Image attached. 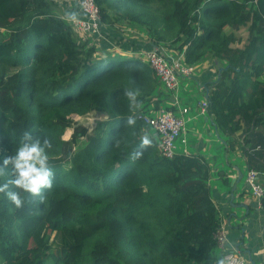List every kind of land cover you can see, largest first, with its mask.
Masks as SVG:
<instances>
[{"label": "trees", "instance_id": "16d2710c", "mask_svg": "<svg viewBox=\"0 0 264 264\" xmlns=\"http://www.w3.org/2000/svg\"><path fill=\"white\" fill-rule=\"evenodd\" d=\"M96 2L111 30L127 19L147 37L125 41L129 57L78 38L67 20L78 8L65 17L53 0H0V160L31 131L50 139L55 173L43 200L24 194L16 207L0 193V264H224L210 163L197 152L160 153L141 115L176 108L161 107L170 93L133 53L169 42L184 63L219 62L215 79H197L216 127L264 129V0ZM234 25H248L241 47L226 31ZM126 90L138 92L136 103ZM93 110L107 119L64 137L74 114Z\"/></svg>", "mask_w": 264, "mask_h": 264}, {"label": "crops", "instance_id": "0c3cea01", "mask_svg": "<svg viewBox=\"0 0 264 264\" xmlns=\"http://www.w3.org/2000/svg\"><path fill=\"white\" fill-rule=\"evenodd\" d=\"M71 10L73 9L69 10V15H74L75 10ZM110 31L114 33L113 30ZM115 33L120 35L117 30ZM94 38L96 41L91 40L90 37L88 39L97 45L100 37L94 35ZM128 38L134 42L142 40L135 37ZM125 41L122 44L118 42L107 43L102 37L98 43L101 46H97L106 47L129 57L128 52L121 49L126 44L129 45ZM168 48L172 49L171 47ZM142 50L146 51L147 49ZM219 64V62L208 60L203 63L201 74L195 77L196 87L199 89L194 90L203 94V98L198 100L196 107V112L200 114L201 105L206 99L204 84H200V82L204 83L215 79ZM191 90L181 89L179 93L184 94V97L180 98L181 107L189 108L188 113L184 115V117H188V121L198 117L194 114L193 107L189 105L185 97V95L192 93ZM178 112V115H182L180 109ZM202 116L204 117L203 129L196 131V135L194 134L196 138H189L186 134L187 144L182 143L178 151L182 152L186 149L188 152L201 153L208 159L212 170L210 183L213 197L220 208L222 221L227 228L230 240L229 248H238L247 258V264H264V204L262 199L260 200L253 195L251 186L247 181L249 169L251 167L256 168L260 172V182L264 187V129L262 127H256L254 130L253 128L248 129L247 125L244 124V127L238 131H222L216 127L214 117L208 113V110ZM218 250L223 253L221 248L218 247Z\"/></svg>", "mask_w": 264, "mask_h": 264}, {"label": "built area", "instance_id": "2783aa9c", "mask_svg": "<svg viewBox=\"0 0 264 264\" xmlns=\"http://www.w3.org/2000/svg\"><path fill=\"white\" fill-rule=\"evenodd\" d=\"M81 16H72L75 26L81 31L97 33L102 26V14L96 0H80ZM143 61H148L155 70L167 89L174 93L173 105L180 108L178 115L173 109L161 108L155 114L145 113L141 115L143 120L155 130L160 137V153L168 158L174 157L178 152L176 141L181 139L183 144L187 143L184 133L187 130L184 114L188 113V107H181L179 94L180 78L195 74L196 66L186 64L183 61L184 53L178 55L167 54L160 48L133 53ZM208 102L202 103V113L207 112ZM184 152H188L186 149ZM260 172L250 168L247 173V181L251 186L255 197L262 199L264 187L260 182ZM218 247L223 250L224 264H247V258L238 248H229L230 240L225 223H222L217 234Z\"/></svg>", "mask_w": 264, "mask_h": 264}, {"label": "rangeland", "instance_id": "374dc122", "mask_svg": "<svg viewBox=\"0 0 264 264\" xmlns=\"http://www.w3.org/2000/svg\"><path fill=\"white\" fill-rule=\"evenodd\" d=\"M79 2H80V0H53V3H54L53 6H54V9L56 10V12L58 14L63 15L65 17H68V15H69L68 12H69L70 9H73L71 11H74V9L78 8L79 14L77 13V15L81 16L82 14H81V11H80ZM73 3H75L74 4L75 6L73 5ZM67 20L73 26V28L75 29L76 35L80 36V39H86V38L90 37L91 40L96 41V39L94 38V35H98V37H100V38H98L99 39L98 43H100L102 37H104V39L106 40L107 43H110V42L116 43V42H118L119 44H122L123 41L128 40V37H135V38H138L139 40L140 39H142V40H146L147 39L146 36L144 37V36L138 34L137 31L134 28L133 29L130 28V26L128 24L129 21L127 19H124L125 22H118L117 21L115 23V30H113L114 33L112 31H110L111 29L109 27V24L105 23V22L102 23V26H101V29H100L99 32L91 33V32H88V31L79 30L75 26L74 18L68 17ZM226 29H227L226 31H228V32L231 31V32L235 33L236 37L238 39H240V40H238V42L233 43V46L241 47V46L244 45V43L246 42V40L248 38V35H249L248 25H238V26L234 25V26H229ZM116 30L118 32H120L119 36L116 35V33H115ZM98 43H97V45L101 46ZM169 46H170V43L167 42L164 46L163 45L160 46V49H161V51H164L167 54L178 55L177 50L175 48L169 49L168 48ZM119 48H120V46H119ZM121 49L123 51H125L124 48L121 47ZM125 52H128V54H132V52H134V51H132V52L125 51ZM210 59L212 60V58H210ZM203 60L204 61H202V62L200 61V62H198L196 64H193V65L196 66V72H195L194 75L189 76V77H181L180 78V90H179V93H180L181 89H192L191 90L192 93L185 95V97H186V100L188 101L189 105L191 107H193V110L195 111L194 114L198 116L196 118H191L189 121H188V117L187 116L185 117L186 124H187L186 125L187 130L184 133V136H185L186 139H187L186 134H187V136L189 138H193V137H195L194 134L196 135V131L197 130H200V129L202 130L203 129V118L204 117L202 115H205V114L202 113V108H201V114L202 115L200 113L196 112L197 111V108H196L197 107V102H198L199 99L203 98V94H201L199 91L194 90V89H199L198 87H196L197 84H196L195 77L197 75L201 74V72H202V68L201 67H202L203 63H206L209 60V57H208V59H203ZM186 64H188V63H186ZM165 90L170 93L168 95L169 99H168V102L163 99L161 107H166L167 105H172L173 107L176 108V110H174L173 108H171V109H173L177 113L180 108L173 105L172 101L174 99V93L171 90H169V89H165ZM178 95L180 96L181 99L184 97L183 93L178 94ZM204 101H207V99H205ZM151 102H153V101H151ZM150 106H151V108H153L154 107L153 103ZM208 106H209V103H208ZM182 107H184V106H182ZM207 110H208V107H207ZM156 112L157 111H150V113H148V114H155ZM178 114H179V112H178ZM73 117H74V120H75V124L67 129L66 133L64 134L65 138H70L71 137L73 129L77 125H83L85 127H88L90 130H92L97 125L98 121L107 119V115L104 112L100 111V110H93V111H91V112H89L88 114H85V115L74 114ZM253 128H255V127H253ZM176 144H177V149L179 150V146L182 144L181 139H178L176 141ZM220 254H222V253H220Z\"/></svg>", "mask_w": 264, "mask_h": 264}, {"label": "clouds", "instance_id": "9594fccd", "mask_svg": "<svg viewBox=\"0 0 264 264\" xmlns=\"http://www.w3.org/2000/svg\"><path fill=\"white\" fill-rule=\"evenodd\" d=\"M125 95L131 103H136L138 92L126 90ZM127 123L134 124V118L129 117ZM142 143H151L147 134L143 136ZM51 148V141L47 137L41 139L31 131H24L11 154L0 160V174L6 169H10L11 173L5 182L0 183V193H4L16 207L22 206L24 194H31L43 200L44 190L51 189L55 176L49 159Z\"/></svg>", "mask_w": 264, "mask_h": 264}, {"label": "water", "instance_id": "95a60500", "mask_svg": "<svg viewBox=\"0 0 264 264\" xmlns=\"http://www.w3.org/2000/svg\"><path fill=\"white\" fill-rule=\"evenodd\" d=\"M128 55H130V54H128ZM207 95H208V94H207ZM207 95H206V96H207Z\"/></svg>", "mask_w": 264, "mask_h": 264}]
</instances>
